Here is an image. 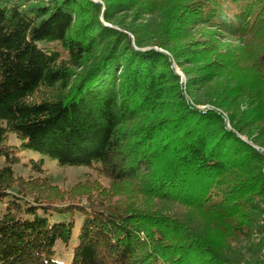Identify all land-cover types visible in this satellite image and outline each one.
<instances>
[{
    "label": "trees",
    "instance_id": "trees-1",
    "mask_svg": "<svg viewBox=\"0 0 264 264\" xmlns=\"http://www.w3.org/2000/svg\"><path fill=\"white\" fill-rule=\"evenodd\" d=\"M253 131L264 0H0V264H264Z\"/></svg>",
    "mask_w": 264,
    "mask_h": 264
},
{
    "label": "rangeland",
    "instance_id": "rangeland-1",
    "mask_svg": "<svg viewBox=\"0 0 264 264\" xmlns=\"http://www.w3.org/2000/svg\"><path fill=\"white\" fill-rule=\"evenodd\" d=\"M126 20H128V15L124 17ZM105 25L110 26L108 23H105ZM172 67L174 69V72L179 76L180 82L183 85V94L185 95V90H184V82H185V74L179 68L175 63L172 64ZM246 107V105H241L240 110H243ZM197 108L199 110H215L216 112L220 113L221 116L223 117V120L225 122V125L227 128L230 127V122L228 118V112L222 108L215 107L210 103H206L203 105H198ZM237 133V132H236ZM238 137L250 144L253 148L258 150L264 157V146H260L258 143V140L256 139L258 136V133L255 131L251 132L250 136H247V134H238ZM11 139V136H10ZM3 165V159L0 157V166ZM49 170H46L42 174H37L30 170L28 167H22L21 165H16L14 166L16 172H18L19 175L24 177L25 179H33L35 177H40V178H47L50 183L57 185L60 189H69L71 185L78 181L85 180L87 176H94V172L90 170L89 168H58L55 166L54 162H51L48 164ZM264 173V169H263ZM3 203L0 201V209L2 208ZM259 221V226L262 228L264 227V217L259 216L258 217ZM258 230L253 237L252 242L257 245L259 250L264 253V228ZM64 256L67 255V253L63 254Z\"/></svg>",
    "mask_w": 264,
    "mask_h": 264
}]
</instances>
